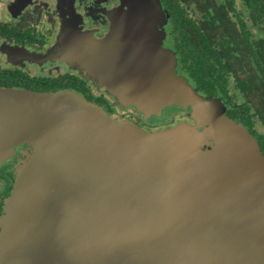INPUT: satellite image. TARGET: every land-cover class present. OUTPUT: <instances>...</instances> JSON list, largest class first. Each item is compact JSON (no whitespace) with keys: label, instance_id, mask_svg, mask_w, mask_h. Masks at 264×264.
I'll return each mask as SVG.
<instances>
[{"label":"water","instance_id":"95a60500","mask_svg":"<svg viewBox=\"0 0 264 264\" xmlns=\"http://www.w3.org/2000/svg\"><path fill=\"white\" fill-rule=\"evenodd\" d=\"M110 19L103 40L68 26L61 54L146 119L177 105L203 129L149 132L74 92L0 88V162L20 133L35 141L0 214V264H264L258 141L190 94L160 0H122Z\"/></svg>","mask_w":264,"mask_h":264},{"label":"flooded vegetation","instance_id":"af4514ba","mask_svg":"<svg viewBox=\"0 0 264 264\" xmlns=\"http://www.w3.org/2000/svg\"><path fill=\"white\" fill-rule=\"evenodd\" d=\"M202 1L209 3V0H160L169 24L171 20L186 17L203 19L198 8ZM172 3L177 4V11H183V17L173 16L169 7ZM121 5L122 0H0V88L41 93L74 92L100 105L116 120H126L150 131L158 130L160 124L155 115L146 119L134 105L118 104L116 95L103 84L102 78L90 75L61 54V39L68 26H76L93 38L103 40L110 33V13ZM237 8L242 9L241 0H237ZM168 33L165 42L173 36L171 44L174 45L172 29ZM235 89L237 99L234 101L230 91L227 96L215 97L225 102L227 115L243 123L261 144L264 119L259 112L258 100L255 97L246 111L249 105L246 95L241 89ZM187 116L192 124L197 123L190 114ZM258 122L263 130L258 127ZM14 143L13 153L0 162V214L13 189L15 166L33 149L32 142L22 137L17 136Z\"/></svg>","mask_w":264,"mask_h":264},{"label":"trees","instance_id":"16d2710c","mask_svg":"<svg viewBox=\"0 0 264 264\" xmlns=\"http://www.w3.org/2000/svg\"><path fill=\"white\" fill-rule=\"evenodd\" d=\"M241 2L240 10L237 0L202 1L203 19H174L170 29L181 69L198 91L227 96L233 84L246 95V111L257 98L264 119V0ZM169 7L173 16H184L176 3ZM260 142L264 154V137Z\"/></svg>","mask_w":264,"mask_h":264},{"label":"rangeland","instance_id":"374dc122","mask_svg":"<svg viewBox=\"0 0 264 264\" xmlns=\"http://www.w3.org/2000/svg\"><path fill=\"white\" fill-rule=\"evenodd\" d=\"M164 30L166 32V36H167V34L169 35L168 32L170 30V24L168 23V21L164 24ZM171 38H173V36L170 37V39L167 40L166 42H165V39H164L163 47L171 54L172 59H173L174 69L177 71L178 75L180 77L184 78L186 80L187 84L189 85V92H190V94H192L194 96H197V97L200 96L201 98H207V104H208V106L209 105H214V106L217 107V109H214L212 107H203L202 108L203 111L204 112H207L208 114H215V112L220 111V110L226 108L225 102L222 101L221 98H219V97H214L213 98V97H209V96L207 97V96H205L204 93H202L201 91H198L195 88L194 84L185 76L184 72L181 69V65H180V61H179V56L177 55V53H176V51H175V49L173 47L174 45L171 44V42H172L171 41ZM166 43L168 45H166ZM16 92H24V91H18V90H16ZM236 94H237V90L235 89V87H233V84H232L231 89H230V95H231V98H232L233 101L237 99ZM238 100H241V99H238ZM202 105H205V104H202ZM191 112H192V110L191 109H188V108H183V107H180V106L179 107H175V106H169L168 107L167 106L163 110V112H162L161 115H159V116L158 115H155L156 118H157L158 124H160V128H158V130L150 131V130H146L143 127H141V128H143L144 130L149 131V132H157V131H160V130H167L169 128H173V127L177 126L180 122H188V123L192 124L193 123L192 120H189L187 118L188 117L187 116V113L190 114L191 117H193V115H191ZM194 120L197 121V118H194ZM236 122H238V121H236ZM238 123H241V122H238ZM241 124H243V123H241ZM193 125H196L199 130H202L203 129V126H202V128H200L197 123L196 124H193ZM137 126H139V125H137ZM209 126H210V124L209 125H206V128H208ZM258 127L263 130V127L259 124V122H258ZM17 134H19V133H17ZM17 136L18 137H22L24 139H27V140L31 141L32 144H33V148H34V142L35 141H34L33 135H31V134L24 135V133H20ZM6 138H7V135H4L3 134V135L0 136V141L1 142L6 141ZM14 145H15V143L13 144V147H14ZM15 180H16V173H15ZM14 183H15V181H14ZM13 187H14V185H13Z\"/></svg>","mask_w":264,"mask_h":264}]
</instances>
